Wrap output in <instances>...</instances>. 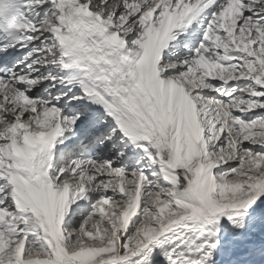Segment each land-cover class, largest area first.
I'll use <instances>...</instances> for the list:
<instances>
[{
    "label": "snow or ice",
    "instance_id": "snow-or-ice-1",
    "mask_svg": "<svg viewBox=\"0 0 264 264\" xmlns=\"http://www.w3.org/2000/svg\"><path fill=\"white\" fill-rule=\"evenodd\" d=\"M0 264H264V0H0Z\"/></svg>",
    "mask_w": 264,
    "mask_h": 264
}]
</instances>
